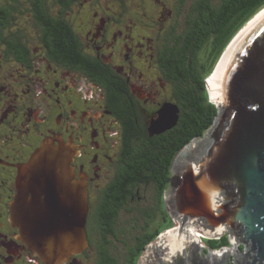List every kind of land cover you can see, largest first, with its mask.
<instances>
[{"label": "flooded vegetation", "instance_id": "af4514ba", "mask_svg": "<svg viewBox=\"0 0 264 264\" xmlns=\"http://www.w3.org/2000/svg\"><path fill=\"white\" fill-rule=\"evenodd\" d=\"M97 1L0 0V264H44L10 222L18 167L43 142L75 146L72 166L87 176L89 248L66 264H85L100 241L101 219L114 231L120 214H135L159 182L157 162L139 159L137 133L171 100L158 62L171 40L166 33L157 48L151 39L137 40L129 22L135 16L128 15L133 0ZM143 56L155 59L139 63ZM219 238L221 247L228 236Z\"/></svg>", "mask_w": 264, "mask_h": 264}, {"label": "water", "instance_id": "95a60500", "mask_svg": "<svg viewBox=\"0 0 264 264\" xmlns=\"http://www.w3.org/2000/svg\"><path fill=\"white\" fill-rule=\"evenodd\" d=\"M213 75L218 114L178 154L165 195L179 230L151 248L146 264H264V13L233 39ZM178 112L165 104L149 134L175 127ZM78 154L70 143L45 141L18 167L10 222L44 264H66L89 248L87 176L72 166ZM195 223L204 236L227 235L235 253L209 263L199 252L202 235L190 230Z\"/></svg>", "mask_w": 264, "mask_h": 264}, {"label": "trees", "instance_id": "16d2710c", "mask_svg": "<svg viewBox=\"0 0 264 264\" xmlns=\"http://www.w3.org/2000/svg\"><path fill=\"white\" fill-rule=\"evenodd\" d=\"M189 1L192 4L187 6ZM181 2V5L177 2L178 6L187 9L184 21L185 30L182 35H173L169 31L166 36L168 40H171L170 44L168 43L171 45V50H169L170 47H167V54H158L159 67L161 69L165 67L167 70L165 75L169 82L167 89H171L170 93H172L171 100L179 110L178 122L175 127L159 137H152L153 140L149 138L148 128L138 127V141L143 142V150L138 152L139 159L144 163L156 161L155 167L160 171V179L154 184L153 194L148 195L150 200L146 205L143 204L145 207H142L141 203L139 204L141 200L138 201L137 207L135 206L137 209H135V213L139 214L141 225L144 223L140 227L136 221V225L145 231V235H138L133 239L138 246L136 253L131 255L130 264H139L144 249L150 244V241H155L157 236L173 226L174 221L165 206L164 194L170 185L169 180L173 175L174 162L185 147L195 139L203 138L218 114V107L210 97L208 77L214 71L216 63L230 42L248 21L264 8V0H219V5L216 7L213 4L215 0H181ZM147 6V2H143L142 7ZM122 10L129 12L126 7H123ZM131 11L135 14L133 8ZM127 14L125 13V15ZM128 15L130 16V14ZM65 32L68 33L67 30ZM201 55L204 58L202 61H200ZM145 138L147 139L145 140ZM142 182L149 181L143 180ZM141 196L142 194L137 195L136 199L138 200ZM154 202L157 207H163L162 212L158 213L157 210L154 212L157 208L154 206ZM163 223H167L166 228L146 235L152 224ZM107 224V220L101 219V229L98 232L100 241L95 244V256L98 258V264H117L108 247L114 244V240L119 241L118 232H121L123 237L125 231L123 227L120 229L117 227L112 231L113 229L108 227L109 224L106 226ZM204 242L211 249H222L229 245L228 238L223 239L225 243H222L221 247L218 239L204 238Z\"/></svg>", "mask_w": 264, "mask_h": 264}, {"label": "rangeland", "instance_id": "374dc122", "mask_svg": "<svg viewBox=\"0 0 264 264\" xmlns=\"http://www.w3.org/2000/svg\"><path fill=\"white\" fill-rule=\"evenodd\" d=\"M91 1L92 0H88V2H91ZM98 1H99V3H103V4L107 5V3H105V0H98ZM98 1H97V4H99ZM133 1L135 2V4H133V6L135 8L132 6H130V7H131V10H132V8L135 10V14H133V12L131 10H130L129 14H130V16H135V20L131 18L129 22L131 23V25H133V22L135 21V34H136L135 37L137 38V40H141V38H144V39H142L143 41H147L146 39H151V41L149 43V47H152V48L156 47L157 48V46H159L163 42L164 35L166 33H168L169 30H172V29H169V25L173 28V30L171 31L173 35L174 34L182 35V33L184 32V30H185L184 29V27H185L184 21H185V16L187 14V9L180 8L177 4V1L176 2H174L175 0H171L170 2L168 0H133ZM218 1L219 0H215V2H213L215 7L219 5ZM143 2H145V3L147 2L148 6L142 7ZM110 3H112V2H109L108 4H110ZM191 4L192 3H190V1H189L187 3V6H189ZM115 9L117 11H119L118 8H115ZM177 12H179V15H177ZM263 13H264V8L260 12H258L253 18H251L248 21V23L239 31V33H241L247 26H249L250 23H252L257 17H259ZM136 28H137V30H136ZM239 33H238V35H239ZM230 44H231V42H230ZM228 46L226 47V49L222 53L221 58L226 53ZM149 55H151V54L149 53ZM140 56H142V55H139V57ZM149 58H150V60H149ZM221 58L216 63L214 71L218 67V64H219ZM152 59H155L154 56L153 57L148 56V60L146 61L145 57L143 56L142 58L139 59L140 60L139 63L143 62L144 64H148V62H149V64H150ZM202 60H204V58L201 55L200 61H202ZM138 68L142 69V66L139 65ZM144 70H145V68H144ZM213 72H212V74H213ZM212 74L208 77L209 82H210V79L212 78ZM154 78L156 79L157 76L154 75ZM209 82H208V84H209ZM160 90H161V87H160ZM166 90H167V92L162 91L160 95L162 97H165V92H166L168 99H171V97H172V93H170L171 89L170 90L166 89ZM163 99L159 100V97H158V102H161ZM165 99H167V98H165ZM173 102H174L173 100H170V102L168 101L167 104L170 103V104L174 105ZM154 117L155 118L152 119V121L156 120L158 118V112H157V115H154ZM151 122H150V124H151ZM146 198H147V196H146ZM148 200H150V198H148ZM144 205H146V204H144ZM142 207H145V206L142 205ZM138 215L139 214H137V213L132 214V215L127 214V213L120 214L119 225L117 227H118V229H120L121 227L124 228V231H125L124 235L122 237V235L120 234L121 232H118V237L120 236L119 241L114 240V244L109 245V247H108L110 254L112 255V258L116 259L117 264H130L131 263V255L134 252L136 253L137 246H138L137 243H134L133 239H135L138 235H142V236L145 235V231L141 230V228H140L142 225H144V223L141 225V220H140ZM158 215L159 214H157V216ZM133 219H135V225H134ZM172 220L174 221L173 226L171 228L165 230L164 232H162L159 236H157L155 241L154 240L150 241V244H148L145 247L144 252L140 258L139 264H146L148 255H149L150 250L153 246L162 245V243L167 241L164 238V237H166V235H170L172 232H176L177 230H179V225H180L179 222L175 221L174 219H172ZM136 221L140 227L136 225ZM198 225L199 224H196V223L192 224V226L190 227V230L192 231V229H196V230L199 229V228H197ZM166 227H167V223H163V224H159V225L152 224L150 226V228L148 227L149 230H147L146 235H151L156 230H161V229H164ZM197 234H198L197 237L200 238L201 233L197 232ZM218 237L219 236H216L214 239H218V241L220 242L221 238H218ZM163 238H164V240H163ZM204 238L208 239V240L212 239V237H210V236H203L202 235V242L201 243H203ZM201 243L199 244L201 247V248H199V252H202L203 256H205V258H209L210 263H213L214 258L216 260H221L222 254L226 250H228L231 254H234L236 251V247L231 240L229 241L228 247H225L222 249L221 248L211 249V248H209V246L207 244H201ZM94 252H95V250L93 248L89 250L88 257L84 260L85 264H98L99 261H98L97 256H95Z\"/></svg>", "mask_w": 264, "mask_h": 264}, {"label": "bare ground", "instance_id": "6f19581e", "mask_svg": "<svg viewBox=\"0 0 264 264\" xmlns=\"http://www.w3.org/2000/svg\"><path fill=\"white\" fill-rule=\"evenodd\" d=\"M218 74V72L216 73V75ZM216 75H213V77L210 79V84L209 85H211V87H213V79H214V81L216 80ZM215 76V77H214ZM213 98H214V96H213ZM192 233H193V235L197 238V239H199L198 237H197V232H200L201 233V235H203L204 236V233H202L200 230L198 231V229L196 230V229H192V231H191ZM201 237V236H200ZM19 239L22 241V239L20 238V233H19ZM23 242V241H22ZM24 243V242H23ZM25 244V243H24ZM25 246H26V244H25ZM239 247V246H238ZM26 248H27V246H26ZM28 249V248H27ZM29 250V249H28ZM37 256V255H36ZM38 257V256H37ZM71 259V258H70ZM42 262V261H41Z\"/></svg>", "mask_w": 264, "mask_h": 264}]
</instances>
